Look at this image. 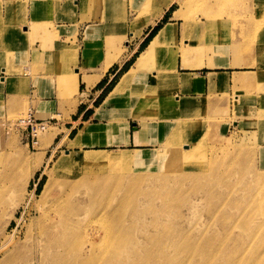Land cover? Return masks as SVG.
<instances>
[{"label":"rangeland","instance_id":"rangeland-1","mask_svg":"<svg viewBox=\"0 0 264 264\" xmlns=\"http://www.w3.org/2000/svg\"><path fill=\"white\" fill-rule=\"evenodd\" d=\"M86 1L89 4L93 0ZM162 2L163 0L160 3L156 0H145L139 6L138 0H131L129 8L138 12V18L132 24L135 32L133 37L140 35L144 27L151 25L149 20L153 16V9ZM115 5L112 4V7ZM122 7L128 10L126 1ZM178 10L192 15L193 21L200 17L204 21V14L210 15V19L220 18L208 34L204 33L206 36L202 37V47L198 51L200 55L207 56L214 47L226 46L232 49L236 58L242 57L247 62L255 60L252 67L264 70V0H176L166 10L168 17L158 24L165 12L152 27L158 24L162 28ZM16 23H20L19 17ZM177 23L182 24L181 21ZM214 35L217 36L216 40L219 36L222 40L223 36L225 42L220 43L225 44H213ZM191 38L194 42L197 40L193 36ZM172 39L169 38L168 42ZM135 41L130 38L128 45L134 46ZM180 44L183 48L179 51L186 66L198 63L202 67V60L192 62L195 52L187 50V42L181 40ZM111 45L115 47V43L112 42ZM141 46L126 63L127 69L125 64L119 72H112V76L104 80V90L94 103L95 107L104 102L122 76L132 68L143 50ZM72 52L75 50L66 49L62 53V62ZM174 56L176 57V53ZM187 61L192 64H187ZM142 72L148 74L149 69ZM56 73L59 74L62 99L64 102H73L78 87L72 88L68 82L71 76L76 75L75 71L61 70ZM158 80L161 84L160 77ZM263 81L249 73L236 74V97L233 101L229 102L228 92L222 91L221 97L206 99V108L200 113L178 119L177 126L185 131L178 145L164 142L158 150L148 153H73L82 157L89 154L111 157L122 153L134 156L155 153V157L147 159L145 165L109 164L105 168H99L96 165L82 164L76 168L75 175L69 172L72 168L66 166L70 149L64 145L68 139L75 137V130L68 134L59 147L57 143L60 142L62 133L51 144L59 132L56 123L63 122L68 112L62 109L59 116L54 115L58 121L53 122L51 126L54 127L48 129L49 133L39 137V144L34 149L27 146V133L15 128L19 119L29 113L35 115L30 105L25 103L18 113L10 116L3 131L5 143L0 149V264H6L7 260H13L14 264L38 263V257L33 256L32 244L43 225L42 213L54 206L52 199L48 198L52 192L55 195L68 192V197L57 204L58 210H62V219H57L52 211L49 214L50 220L57 219L53 229L64 244L62 250H58L60 246L56 245L50 254L53 251L56 255L59 252L61 254L64 249L71 250L70 255L63 258H56L58 255L39 258L38 264H75L97 258L98 255L101 257L102 252H106L105 245L108 244L106 234L110 237V229L116 230L118 225L126 233L130 230L127 233L130 246L125 250V255L120 257L125 258L127 264H133L142 258L146 259L144 264H152L154 261H159V264H183L188 252L183 254L184 248L181 244L188 235L192 242H205L210 247L209 255L206 254L210 259L208 264H247L251 258H254L251 264H264V207L260 205L264 202V165L259 161L260 143L264 142ZM125 92L118 93L110 103ZM251 99L258 102L259 113H247L245 117L251 116L255 123L252 127L244 126L239 133L237 124L228 126V113L225 108L231 106L237 112L239 106L248 105L247 102ZM145 100H136L135 117L143 119L150 116L148 108L154 101L150 95ZM192 101L194 103L187 104V111L196 110L197 103ZM66 105L70 103H64ZM177 105L180 106L179 103ZM45 113L46 109L42 110L40 116ZM130 114L133 115L132 112ZM240 119L241 117L238 118ZM227 127L234 132L231 134ZM225 130L227 137H222L223 134L220 136ZM20 134H24L25 143ZM69 144L73 147L71 141ZM185 145L193 148L195 156L178 159V163L183 165L181 167L172 166L167 157L168 147L181 150ZM174 153L179 155L184 152L181 150ZM152 159L155 160L154 164L151 163ZM191 170H195V173ZM203 170L206 175L204 173L198 177L199 174L196 173ZM208 174H211L210 178ZM106 196H110L111 201ZM122 199L123 205L120 203ZM123 209L125 213L121 214ZM211 210L214 213L211 214ZM103 258L110 259L115 256ZM199 258L196 257L194 264H200Z\"/></svg>","mask_w":264,"mask_h":264},{"label":"crops","instance_id":"crops-1","mask_svg":"<svg viewBox=\"0 0 264 264\" xmlns=\"http://www.w3.org/2000/svg\"><path fill=\"white\" fill-rule=\"evenodd\" d=\"M125 1L128 10L122 7ZM160 1L156 0L157 3ZM144 2L138 0L137 4L141 6ZM112 4L116 5L112 7ZM130 4L131 0H93L89 4L84 0H0V149L5 143L3 131L10 116L28 103L40 120L59 115L62 109L68 112L63 122L56 123L59 132L51 144L62 133L57 143L59 147L75 130V137L64 144L70 153H148L158 150L164 142L178 145L185 132L177 126L178 119L203 111L209 97H221L224 91L228 92L229 102L233 101L236 97V74L249 73L264 80V70L252 67V62L242 57L236 58L232 49L226 46L214 47L207 56L197 51L192 62L202 60L203 66H186L179 51L182 47L181 25L173 15L161 29L176 24V41L171 38L168 42L167 39L164 46L138 71L124 94L110 103L115 98L108 101L111 92L99 107H95L94 103L104 90V80H108L112 72H119L130 61L156 27L148 25L140 35L133 37L132 24L138 18V12L132 11ZM166 16L168 11L158 24ZM18 17L19 24L16 23ZM130 38L136 40L134 46L128 45ZM112 42L115 47L111 45ZM66 49H74L75 52L69 53L66 61L62 62V53ZM139 57L131 69H136ZM187 64L192 63L187 61ZM146 68L149 69L148 74L142 72ZM61 70H74L77 75L78 91L73 102H64L61 97L59 74L56 73ZM168 74L171 76L168 77ZM185 77H188V83ZM149 95L154 101L148 108L150 116L143 119L135 117L136 100ZM192 100L197 103L196 110L187 111V104L194 103ZM66 102L70 103L67 107L64 106ZM247 103L246 106H239L237 112H234V107L225 108L228 126L237 124L239 133L244 126L252 127L255 123L251 116L247 118L245 115L259 113L256 100L251 99ZM44 105H47L44 109L48 115L42 117L40 113ZM237 115H240V120ZM227 129L229 131L231 128ZM82 132H86V136L82 137ZM233 132L230 130L231 134ZM20 136L25 143L24 134ZM220 136L227 137L226 130ZM70 141L73 147H70ZM189 146L185 145L184 148ZM259 150V161L264 165V142L260 143ZM155 155L135 156L143 163L135 162L132 166L145 165L146 160Z\"/></svg>","mask_w":264,"mask_h":264},{"label":"bare ground","instance_id":"bare-ground-1","mask_svg":"<svg viewBox=\"0 0 264 264\" xmlns=\"http://www.w3.org/2000/svg\"><path fill=\"white\" fill-rule=\"evenodd\" d=\"M84 1H86V0H84ZM175 2H176V0H163V2L159 6H157L153 9V16H151V19L149 20V24L153 25L154 22L156 23V21L158 19H160L163 16V14L166 12V10L170 6H172V4ZM180 11L181 10H178L174 13V19L182 22V24L180 26L182 40H183V42H187V50H189L190 52L199 51V49L202 47V44L200 41H201L203 36H206V35H204V33L208 34L211 31V29L213 28L216 20H219L220 18L212 16L213 18L210 19V17H211L210 15L204 14V16H206L204 21L201 19V17L197 21H195V20L193 21L192 15H189L188 13H184V12L181 13ZM196 16H198V15H196ZM176 35H177L176 24L168 25L166 28L161 29L158 32V34L152 39V41L149 43V45L143 51V53L140 55V57L138 58L139 60L137 62L136 69H131L125 73V75L121 78V80L119 81V83L117 84L115 89L110 94L108 101L111 100L112 98H114L116 95H118V93L125 92L127 87L132 83V81L136 77L137 71L140 70L139 68H141L144 64H146L148 62V60H150L156 54V52H158V50L160 48H162V46H164V44L168 38H174L176 40ZM190 36L191 37L193 36L197 40H195V42L192 41V38ZM212 38L215 39L213 41V44H215V45L219 44L220 46H222L225 44V43H220V41L225 42V41H223V40H225L223 36L221 37L222 40H220V36H219L218 40H216L217 36H215V35L212 36ZM187 50L185 52H187ZM252 62H253L252 63V65H253L255 60H252ZM197 64L189 65V67L198 68L199 65H197ZM185 82L188 83V77H185ZM68 83L72 85V88L77 89V87H78L77 75L71 76ZM143 100H145V99H143ZM41 115L43 117V115H46V113L41 114ZM50 127H54V126H50ZM49 132L50 131L47 130L44 133L47 134ZM44 133H42V134H44ZM86 134H87L86 132H82L81 135H82V137H84V136H86ZM41 135L39 137H41ZM180 142H181V140H179V143ZM179 149L174 148V147H168L167 157L169 158L171 164H173L172 166L175 165L176 167H181L183 165L178 163V159L183 160L187 156H189V157L195 156V153H193V148H190V146L186 147L184 149H181L184 153L176 155L174 152L175 151H181ZM135 162L136 163H138V162L143 163V161H141V160H136V157L134 155H129V154H125V153H122L121 155H117V156H111V157L100 155V154L99 155L89 154V155L82 157V156L75 155L73 153H69L67 155V160H66L67 165L66 166L71 167L72 169L69 170V172H71L72 175L73 174L75 175L76 168L82 164L96 165V166H99V168L100 167L105 168L104 166H107L109 164L110 165H117V164L118 165L119 164L125 165L126 164L127 166H130V165H133V163H135ZM191 172L194 174L195 170H191ZM204 173L206 175V171L203 170V171L197 172L196 174L197 175L199 174L198 177H200V176H202L201 174H204ZM94 176H97V175H94ZM207 176H208V178H210L211 174H208ZM80 181L82 182V179ZM83 182H84V180H83ZM117 184H118V182H117ZM42 197H44V196H42ZM67 197H68V192L67 193L61 192V194L59 193L58 195H55L54 192H52L50 194V196L48 197L49 200L52 199V201H53L52 205H54V206L53 207L51 206V209L49 211H45L42 213V221H43L42 224L43 225H42V228H40L39 231L37 232V234L35 235L34 240H33V244H32L33 256L36 255L38 257V263H39V258H48V257L51 258V257L56 256V255L59 256V257L57 256L56 258H63V257L70 255L71 249H69L67 251L64 249L61 254H59L60 253L59 252L58 254L55 255L54 251L50 254L51 249L56 248L55 247L56 245L60 246V248H58V250H62L64 247L62 240L60 238H58L57 232L54 231L53 227H55V225H56L55 221L57 219L60 220L63 218V215H61L62 210H58L57 204L59 202L63 201L64 199H66ZM105 198L109 199L110 196H106ZM109 201H111V199H109ZM120 203H121V205H123V199L121 200ZM260 205H261V207H264V202L260 203ZM51 211L57 215V219H51L50 220L49 214ZM73 213H77V212H73ZM123 213H125L124 209L122 210L121 214H123ZM212 213H214V212H212V210H211V214ZM77 214H80V213L78 212ZM204 220L205 219H203V223H204ZM45 222H52V223L48 224ZM110 231H111L110 237H107V234H106V240L108 241V244L105 245V247H106L105 251L106 252L104 253V251H103L102 252L103 254L101 255V257H99V255L97 257V255H96L97 253H96L95 255L97 258H90L89 260H86L85 262L78 261L79 263H75V264H127L125 262V258L120 259V257L122 255H125V253H124L125 250L127 249V247L130 246L129 235L127 234L130 232V230H128L126 233V230L124 228H121L118 225L116 230L110 229ZM170 233H171V229H170ZM171 236H172V233H171ZM209 241H211V240H209ZM181 245L184 248L183 254H186L188 252L183 264H194V260L196 259L197 256L200 257L199 258L200 264H208L209 263L210 259L206 257V254L209 255L210 247L208 245H206L205 242L202 244L194 243L191 241V236L188 235L186 237V241L184 243H182ZM192 249H193V251H190ZM112 255H114L115 258H110V259L103 258L104 256H112ZM253 259L254 258H251L250 261L247 262V264H251V261ZM7 261L8 262L6 264H9V263L14 264L13 260H10V261L7 260ZM35 261H36V259H35ZM145 261H146V259L142 258L139 261H135L133 264H144ZM38 263H35V264H38ZM152 264H159V261H158V263H157V261H154Z\"/></svg>","mask_w":264,"mask_h":264},{"label":"built area","instance_id":"built-area-1","mask_svg":"<svg viewBox=\"0 0 264 264\" xmlns=\"http://www.w3.org/2000/svg\"><path fill=\"white\" fill-rule=\"evenodd\" d=\"M59 116V115H57ZM58 119L53 116L48 120H40L33 113H29L24 118L17 121L15 128L18 130H24L27 133V146L36 149L39 143V136L46 132L53 122H57Z\"/></svg>","mask_w":264,"mask_h":264},{"label":"trees","instance_id":"trees-1","mask_svg":"<svg viewBox=\"0 0 264 264\" xmlns=\"http://www.w3.org/2000/svg\"><path fill=\"white\" fill-rule=\"evenodd\" d=\"M160 26L157 25L155 28H153V30L151 31V33L149 34V36L145 39V41L143 42L141 48H143L142 51H144V49L148 46V44L151 42V40L155 37V35L158 33V31L160 30ZM126 69L128 67V64H126Z\"/></svg>","mask_w":264,"mask_h":264}]
</instances>
